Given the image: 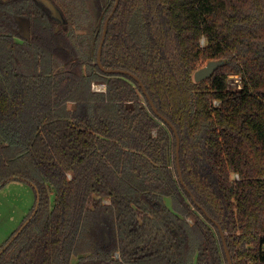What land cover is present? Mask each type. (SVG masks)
<instances>
[{
    "label": "trees",
    "instance_id": "16d2710c",
    "mask_svg": "<svg viewBox=\"0 0 264 264\" xmlns=\"http://www.w3.org/2000/svg\"><path fill=\"white\" fill-rule=\"evenodd\" d=\"M51 1L0 0V189L37 195L0 264H229L219 225L264 264V0H120L102 63L146 91L98 63L116 0Z\"/></svg>",
    "mask_w": 264,
    "mask_h": 264
},
{
    "label": "rangeland",
    "instance_id": "374dc122",
    "mask_svg": "<svg viewBox=\"0 0 264 264\" xmlns=\"http://www.w3.org/2000/svg\"><path fill=\"white\" fill-rule=\"evenodd\" d=\"M92 6H95V4ZM86 8L89 9V7ZM85 22H88V19H86ZM77 32L87 33V29H78ZM17 39H20L22 41L21 38L17 37ZM203 44H206L205 40H203ZM235 77L236 76H228V87L235 88V86H233V81L235 80ZM94 84L102 85V87L105 88L102 91L106 90L105 83L93 81V89L96 90ZM75 105L76 103L72 102L71 108H75ZM233 176L235 177L236 175L234 174ZM106 201L108 202V200ZM36 203L37 195L35 188L32 184L27 181L14 179L8 182L4 187L0 189V246L14 233L15 230H17L21 226V224L24 222L25 218L31 212ZM166 203L170 208L173 209L174 205L172 197L167 196ZM189 222L193 224V219L189 218ZM194 233L196 232L192 231V238L196 239L197 234L196 236H194ZM116 256H119V252H117ZM78 261L79 257L74 256L72 264H77ZM223 264H227L226 258H224Z\"/></svg>",
    "mask_w": 264,
    "mask_h": 264
},
{
    "label": "water",
    "instance_id": "95a60500",
    "mask_svg": "<svg viewBox=\"0 0 264 264\" xmlns=\"http://www.w3.org/2000/svg\"><path fill=\"white\" fill-rule=\"evenodd\" d=\"M43 2L50 9V12H51L52 15H54L56 17H59V18H62V14H61L60 9L51 0H43ZM119 2H120V0H116L113 10L111 11L110 15L107 17V19L105 21L103 37H102V40H101V43H100V46H99V51H98V63L100 65V67L102 69H104L105 71H107V72H123V73L132 74L139 81L140 78L138 76H136L135 74L131 73L128 70H122V69L107 70V69H105V67H104V65L102 63V49H103L104 41H105V38H106L107 30H108V24H109V21H110L112 15L115 13L116 9L118 8ZM25 29H26L27 36H30V21L29 20H27L25 22ZM224 62L225 61L221 60V59H219V60H217V59L209 60L204 66L200 67L199 69H197L194 72L195 81L200 82V81H202L204 79H207L219 66L224 64ZM141 85H142L143 89L146 91L145 85L143 84L142 81H141ZM152 105H153L154 111L171 126V128L175 131V133L177 135V142H178L177 143V158H178V167H179V170H180V173H181V165H180V158H179L180 137H179V135L177 133V128L168 118H166L164 115L160 114V112L158 111V109L156 108V106L154 104H152ZM219 229H220V232H221L222 237H223V242H224V246H225V249H226V253H227L228 260H229V264H233V261H232L231 255H230V251L228 250L227 241H226V238H225L226 233L223 230L221 225H219Z\"/></svg>",
    "mask_w": 264,
    "mask_h": 264
},
{
    "label": "built area",
    "instance_id": "2783aa9c",
    "mask_svg": "<svg viewBox=\"0 0 264 264\" xmlns=\"http://www.w3.org/2000/svg\"><path fill=\"white\" fill-rule=\"evenodd\" d=\"M231 76H236L235 80L233 81V86H235V88H230V89H241L243 87V80H242V76L240 74H230L229 77ZM94 87L96 90H103L105 89L104 87H99L98 84H94Z\"/></svg>",
    "mask_w": 264,
    "mask_h": 264
},
{
    "label": "flooded vegetation",
    "instance_id": "af4514ba",
    "mask_svg": "<svg viewBox=\"0 0 264 264\" xmlns=\"http://www.w3.org/2000/svg\"><path fill=\"white\" fill-rule=\"evenodd\" d=\"M42 2H43V0H41ZM44 3V2H43ZM45 4V3H44ZM46 5V4H45ZM46 7H47V5H46ZM48 8V7H47ZM49 9V8H48ZM49 11H50V9H49ZM51 13V12H50Z\"/></svg>",
    "mask_w": 264,
    "mask_h": 264
},
{
    "label": "bare ground",
    "instance_id": "6f19581e",
    "mask_svg": "<svg viewBox=\"0 0 264 264\" xmlns=\"http://www.w3.org/2000/svg\"><path fill=\"white\" fill-rule=\"evenodd\" d=\"M98 86H99V87H102V85H99V84H98Z\"/></svg>",
    "mask_w": 264,
    "mask_h": 264
}]
</instances>
